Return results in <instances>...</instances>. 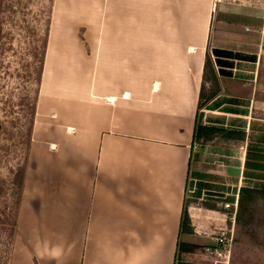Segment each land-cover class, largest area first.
Wrapping results in <instances>:
<instances>
[{
    "label": "crops",
    "instance_id": "obj_1",
    "mask_svg": "<svg viewBox=\"0 0 264 264\" xmlns=\"http://www.w3.org/2000/svg\"><path fill=\"white\" fill-rule=\"evenodd\" d=\"M250 1L220 2L237 9L218 16L214 42L219 3L190 41L187 23H168L189 0H52L8 264H211L201 248L214 240L195 228L227 229L233 211L188 199L204 164L193 137L211 42L245 55L216 95L239 103L218 106L235 119L216 126L245 133L215 137L229 158L224 200L264 189V0ZM186 206L192 233L181 232ZM231 264H264V241L234 233Z\"/></svg>",
    "mask_w": 264,
    "mask_h": 264
},
{
    "label": "rangeland",
    "instance_id": "obj_2",
    "mask_svg": "<svg viewBox=\"0 0 264 264\" xmlns=\"http://www.w3.org/2000/svg\"><path fill=\"white\" fill-rule=\"evenodd\" d=\"M215 1L189 0L183 3V7L173 2L168 23L173 26L187 23L189 40L192 41L203 32L212 7L216 8ZM217 8V12L211 14L210 23L214 42L216 26L220 23L218 16L225 9H237L225 3H219ZM51 9L52 0H0V264H8L10 257L12 228L16 226L19 208L20 173L26 165L31 142L35 119L32 107L40 90L38 77ZM179 37V34H174V41L180 40ZM207 49L221 81L218 80L219 90L210 80L204 81L207 97L198 105V120L209 125L224 122L229 126L235 116L216 114V108L226 109L232 101L227 97L216 100V95L222 91V84L229 90L228 81L240 73L245 55L231 49L213 47L212 42ZM210 93L215 94L209 98ZM238 104L234 102L231 105L239 107ZM194 149V159L200 156L204 164L201 166V176L190 177L188 184V194L193 196L198 193L199 197L189 196L188 199L197 206L211 202L218 207L226 196L222 190L230 186L227 181L230 175L219 172V166L221 171H228L221 163L225 159L224 164H227L229 158L216 154V138L195 144ZM235 227L237 240L256 244L264 241V217L257 226L241 229L236 224ZM242 245L238 244L239 249H242Z\"/></svg>",
    "mask_w": 264,
    "mask_h": 264
},
{
    "label": "trees",
    "instance_id": "obj_3",
    "mask_svg": "<svg viewBox=\"0 0 264 264\" xmlns=\"http://www.w3.org/2000/svg\"><path fill=\"white\" fill-rule=\"evenodd\" d=\"M48 28H49V24L47 27V33H48ZM46 42H47V34H46V40L44 43L41 64H40V75L38 77L39 82L41 80L43 57H44ZM203 80L204 81L210 80L211 82L215 84L216 88L219 90L218 74L215 71V68L211 61L208 49L206 51V57H205V62H204ZM204 81L200 89L199 104L204 98L207 97L205 93V89H204ZM214 94L215 93H210L208 97L211 98ZM37 96H38V92H37ZM37 96H36V100H37ZM35 108H36V102L33 103L32 109H34L35 111ZM217 136H222L225 138H232V139H244L245 133L243 131L226 129L224 127L216 126L213 124H210V125L204 124L200 122L198 119L196 120V125L194 128V137H193L194 144L195 143H205L209 140L214 139ZM24 168L21 170V173H20V182H19L20 194H21L22 185H23ZM19 200H18V205H19ZM203 205L208 208H215V205L210 202H204ZM231 215L232 214H230V216ZM263 217H264V189H258V188L250 187L248 185L241 186L239 190L238 208L236 212V224L238 225V227L241 229L242 228L247 229L253 226H257L259 225V222ZM14 232H15V225L12 228L13 235H14ZM181 232H185V233L193 232V226L191 223V218H190V214L188 212L187 206L184 208L183 214H182ZM196 247H198V245L196 244L190 245V244L184 243L183 245H180L179 251H187V250L194 249Z\"/></svg>",
    "mask_w": 264,
    "mask_h": 264
},
{
    "label": "built area",
    "instance_id": "obj_4",
    "mask_svg": "<svg viewBox=\"0 0 264 264\" xmlns=\"http://www.w3.org/2000/svg\"><path fill=\"white\" fill-rule=\"evenodd\" d=\"M215 4L220 2H232L239 4H248L250 0H216ZM219 208L232 210V225L227 229H209L195 228V234L200 237H206L214 240L212 243L202 246L201 251L210 260L211 264H231L232 250L234 245L235 220L238 208V197L233 201L222 200L218 203Z\"/></svg>",
    "mask_w": 264,
    "mask_h": 264
},
{
    "label": "bare ground",
    "instance_id": "obj_5",
    "mask_svg": "<svg viewBox=\"0 0 264 264\" xmlns=\"http://www.w3.org/2000/svg\"><path fill=\"white\" fill-rule=\"evenodd\" d=\"M191 49H193V48L191 47Z\"/></svg>",
    "mask_w": 264,
    "mask_h": 264
}]
</instances>
